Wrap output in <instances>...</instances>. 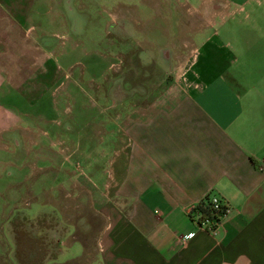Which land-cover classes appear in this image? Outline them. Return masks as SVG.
<instances>
[{
    "label": "crops",
    "instance_id": "obj_1",
    "mask_svg": "<svg viewBox=\"0 0 264 264\" xmlns=\"http://www.w3.org/2000/svg\"><path fill=\"white\" fill-rule=\"evenodd\" d=\"M45 1L31 0L26 7L25 0H0V134L14 128L6 138L14 142L17 135L25 141L59 136L34 123L49 120L50 110L40 104L43 97L71 84V74L33 33L39 28L33 14L43 15L36 7ZM214 1L239 12L246 0ZM58 25L65 33L55 35L68 39L65 21ZM186 30L200 39L187 64L188 82L164 93L151 89L150 101L137 90L132 102L124 98L119 103L116 120L103 124L117 133L116 150L101 153L104 169L92 171V161L85 171L56 161L40 168L27 189L37 209L29 220L52 213L54 223L66 227L53 255L44 246L22 248L21 258L14 259L17 248L11 246L0 248V264H264V108L252 105L246 89L227 81L226 63L221 66L219 58L229 52L217 43L216 30L207 36L204 27ZM42 37L51 44V33ZM235 61L229 56L231 64ZM170 73L176 80L184 74L176 67ZM110 124L115 131L107 130ZM94 154L77 150L67 157L91 159ZM66 155L41 152L34 159L64 160ZM8 157L0 156V164ZM101 172L105 180L97 182ZM17 184L5 185V192ZM8 193L10 199L13 193ZM206 194L230 208L215 234L198 226L192 210ZM4 238H14L9 229Z\"/></svg>",
    "mask_w": 264,
    "mask_h": 264
},
{
    "label": "rangeland",
    "instance_id": "obj_2",
    "mask_svg": "<svg viewBox=\"0 0 264 264\" xmlns=\"http://www.w3.org/2000/svg\"><path fill=\"white\" fill-rule=\"evenodd\" d=\"M30 1L25 0L26 7ZM241 5L243 10L239 12L214 0H46L37 5L36 9L43 15L33 14V23L39 27L33 33L40 35L39 43H43L45 50L55 53L62 70L71 74V84L43 97L40 104L44 110H50L46 119L49 120L34 123L49 132L59 131V136L49 134L47 140L46 137L44 140L34 137L25 141L26 137L17 135L14 142L6 139L14 128L0 134V156H9V160L0 164V248L16 247L14 259L21 258L22 248L32 250L44 246L53 255L56 248L52 247L58 246L57 240L66 227L54 223L52 213L43 220H29L37 215V209L34 193L27 189L41 175L40 168L56 161H68L71 167L82 170L92 161V171L104 169L101 153L116 150L117 133L106 131L103 124L116 120L120 113L122 89L126 102H132L137 90H141L140 97L147 96L145 101H150L154 95L151 89L160 88L164 93L170 86L188 82L187 64L195 58L194 42L198 43L200 39L194 40L187 28L204 27L203 36L216 30L217 43L224 46L223 52H229L230 59L236 60L231 64L229 56L220 55V65L226 63L223 72L227 81L236 88L246 89L252 105L264 108V0H246ZM51 18L53 23L49 22ZM63 20L68 39L55 35L65 33L58 25ZM181 27L185 31L177 32ZM46 32L53 36L49 38L51 44L42 37ZM181 43L184 45L180 46ZM163 49L171 53L170 66L164 67L161 63ZM182 59L187 61L185 67L180 68ZM173 67L179 73L184 72V80L181 79L183 75L177 80L173 77L170 73ZM64 90L69 91V95ZM111 90H114L113 94ZM88 120H93V125L84 127ZM115 126L110 124L107 130L115 131ZM77 150H90L96 154L91 159L67 157L69 152ZM41 152L67 155L64 160L56 158L41 162L34 159ZM103 179L105 173L101 172L97 182H103ZM11 182L18 184L9 193L5 192V185ZM7 193H13V196L9 199ZM8 229L14 237L12 240L4 238ZM92 229L95 230V226ZM39 230L42 233L37 235Z\"/></svg>",
    "mask_w": 264,
    "mask_h": 264
},
{
    "label": "built area",
    "instance_id": "obj_3",
    "mask_svg": "<svg viewBox=\"0 0 264 264\" xmlns=\"http://www.w3.org/2000/svg\"><path fill=\"white\" fill-rule=\"evenodd\" d=\"M200 206V209L197 208ZM202 209L207 210V214L202 216ZM194 211L195 220L198 226L210 232L216 233V228L220 224L222 218L230 212L229 206L220 200V198L213 194H206L200 202L192 207ZM192 233L187 236L190 237Z\"/></svg>",
    "mask_w": 264,
    "mask_h": 264
},
{
    "label": "flooded vegetation",
    "instance_id": "obj_4",
    "mask_svg": "<svg viewBox=\"0 0 264 264\" xmlns=\"http://www.w3.org/2000/svg\"><path fill=\"white\" fill-rule=\"evenodd\" d=\"M163 51V52H162ZM168 52L170 53V51L169 50H161V52H160V60H161V63H162V65L164 66V67H166V66H170V57L169 58H165V53H167L168 54ZM170 56H171V53H170ZM113 89V88H112ZM116 89H117V87H116ZM119 89V88H118ZM120 91V90H119ZM113 92H114V90H111V93L113 94ZM124 92H125V90L124 89H122V97H121V100H123L125 97H124ZM114 96V95H113ZM115 98V97H114ZM117 98H119V97H117ZM116 99V98H115Z\"/></svg>",
    "mask_w": 264,
    "mask_h": 264
},
{
    "label": "trees",
    "instance_id": "obj_5",
    "mask_svg": "<svg viewBox=\"0 0 264 264\" xmlns=\"http://www.w3.org/2000/svg\"><path fill=\"white\" fill-rule=\"evenodd\" d=\"M197 208L200 209V206H197ZM201 212H202V216L207 214V210L206 209H202Z\"/></svg>",
    "mask_w": 264,
    "mask_h": 264
},
{
    "label": "water",
    "instance_id": "obj_6",
    "mask_svg": "<svg viewBox=\"0 0 264 264\" xmlns=\"http://www.w3.org/2000/svg\"><path fill=\"white\" fill-rule=\"evenodd\" d=\"M163 50H165V49H163ZM166 50H168V49H166ZM163 52V51H162ZM165 58H169L170 57V53L168 52V54L167 53H165Z\"/></svg>",
    "mask_w": 264,
    "mask_h": 264
}]
</instances>
